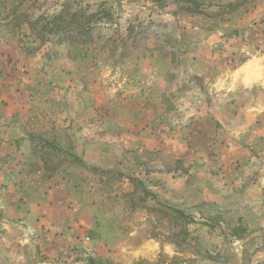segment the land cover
<instances>
[{"label":"rangeland","instance_id":"1","mask_svg":"<svg viewBox=\"0 0 264 264\" xmlns=\"http://www.w3.org/2000/svg\"><path fill=\"white\" fill-rule=\"evenodd\" d=\"M0 264H264V0H0Z\"/></svg>","mask_w":264,"mask_h":264},{"label":"trees","instance_id":"2","mask_svg":"<svg viewBox=\"0 0 264 264\" xmlns=\"http://www.w3.org/2000/svg\"><path fill=\"white\" fill-rule=\"evenodd\" d=\"M71 16H73V18H75L77 16L76 11ZM89 262L91 263V262H93V260H89Z\"/></svg>","mask_w":264,"mask_h":264}]
</instances>
